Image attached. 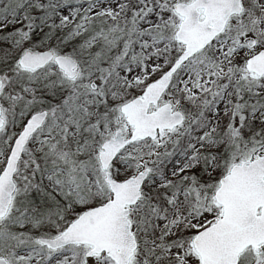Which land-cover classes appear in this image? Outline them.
Wrapping results in <instances>:
<instances>
[{"label": "snow or ice", "instance_id": "6c2138e0", "mask_svg": "<svg viewBox=\"0 0 264 264\" xmlns=\"http://www.w3.org/2000/svg\"><path fill=\"white\" fill-rule=\"evenodd\" d=\"M0 264H264V0H0Z\"/></svg>", "mask_w": 264, "mask_h": 264}]
</instances>
